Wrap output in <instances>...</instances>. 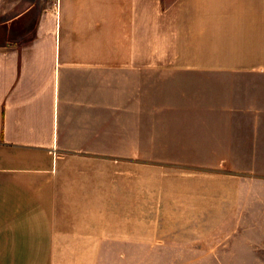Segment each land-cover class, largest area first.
Here are the masks:
<instances>
[{
    "label": "crops",
    "instance_id": "crops-1",
    "mask_svg": "<svg viewBox=\"0 0 264 264\" xmlns=\"http://www.w3.org/2000/svg\"><path fill=\"white\" fill-rule=\"evenodd\" d=\"M192 223L264 248V0H0V264Z\"/></svg>",
    "mask_w": 264,
    "mask_h": 264
},
{
    "label": "rangeland",
    "instance_id": "rangeland-1",
    "mask_svg": "<svg viewBox=\"0 0 264 264\" xmlns=\"http://www.w3.org/2000/svg\"><path fill=\"white\" fill-rule=\"evenodd\" d=\"M19 28L15 27V31L9 33L10 36H21ZM188 170H191L192 178L194 170L199 169ZM159 227L155 238L148 240V254L133 256L132 264H264V248L255 250V255L231 256L227 254L229 250L218 246L217 241L205 243L209 231L204 229L203 224Z\"/></svg>",
    "mask_w": 264,
    "mask_h": 264
}]
</instances>
